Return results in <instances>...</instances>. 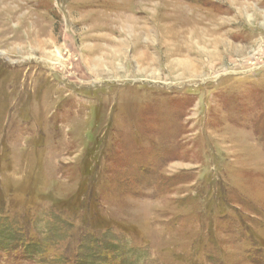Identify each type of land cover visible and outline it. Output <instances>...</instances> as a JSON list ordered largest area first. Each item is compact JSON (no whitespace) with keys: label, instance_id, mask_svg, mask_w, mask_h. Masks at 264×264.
Segmentation results:
<instances>
[{"label":"rangeland","instance_id":"374dc122","mask_svg":"<svg viewBox=\"0 0 264 264\" xmlns=\"http://www.w3.org/2000/svg\"><path fill=\"white\" fill-rule=\"evenodd\" d=\"M1 223L0 264H264V0H0Z\"/></svg>","mask_w":264,"mask_h":264},{"label":"trees","instance_id":"16d2710c","mask_svg":"<svg viewBox=\"0 0 264 264\" xmlns=\"http://www.w3.org/2000/svg\"><path fill=\"white\" fill-rule=\"evenodd\" d=\"M7 226L9 227L8 223L6 225L4 223L0 224V249L12 251L22 247L21 249L24 252L35 253L39 243L33 242V233H29V236H26V232L30 230L29 228L21 229V227L14 228L11 226V229ZM117 251L119 252V250ZM111 253L113 254L112 249L106 248L105 244L100 246L99 241L92 242L91 245L89 242L82 241L80 247H78L77 257L74 262L78 264H108V255ZM96 255H103L98 263L95 257ZM112 262L115 263L114 261ZM121 263L123 264L124 262L121 261Z\"/></svg>","mask_w":264,"mask_h":264}]
</instances>
